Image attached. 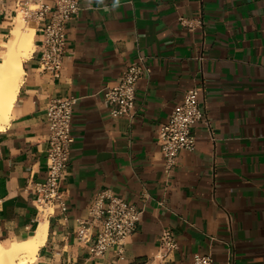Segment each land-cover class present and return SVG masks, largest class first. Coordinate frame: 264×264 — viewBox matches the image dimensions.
Wrapping results in <instances>:
<instances>
[{"label": "crops", "instance_id": "0c3cea01", "mask_svg": "<svg viewBox=\"0 0 264 264\" xmlns=\"http://www.w3.org/2000/svg\"><path fill=\"white\" fill-rule=\"evenodd\" d=\"M0 0V62L25 4ZM67 24L59 76L39 67L43 20L11 117L0 129V243L46 237L23 264H193L197 252L215 264H264V0H80ZM48 17V16H46ZM186 21V23L182 22ZM190 24V25H189ZM144 57L150 71L137 82L134 114L112 116L107 87ZM203 84L201 104L214 132L196 123V147L181 150L167 172L159 125L189 87ZM74 96L65 212L37 209V183L47 177L46 110ZM144 208L126 238L123 258L110 249L92 255L100 230L81 241L77 229L99 192ZM164 229L178 247L156 256Z\"/></svg>", "mask_w": 264, "mask_h": 264}, {"label": "built area", "instance_id": "2783aa9c", "mask_svg": "<svg viewBox=\"0 0 264 264\" xmlns=\"http://www.w3.org/2000/svg\"><path fill=\"white\" fill-rule=\"evenodd\" d=\"M35 3L36 8L25 4L22 10L24 16L29 19L43 20L40 27L42 49L39 67L56 77L61 73L67 53V24L78 15L81 9L80 0H55L54 6ZM182 22L186 23V21ZM149 71L150 67L145 58L140 57L124 69L117 84L105 89L104 95L110 105L112 116H133L137 82ZM204 90L203 84L189 87L182 102L176 105L168 119L159 125L157 141L165 158L167 172L176 164L181 150L195 149L196 123H206L214 138L207 113L201 104L200 96ZM75 102L76 98L72 95L55 97L51 99L46 110V118L49 122L47 177L45 181L37 183L38 195L35 200L37 209L43 212H50L53 209L65 212L68 208L62 181L69 171L71 148L74 142L72 118ZM105 198L106 194L103 191L97 194L89 209V217L79 222L77 235L81 241L88 242L92 238L89 229L98 225L100 230L89 247L91 254L103 255L108 250L114 249L119 257L123 258L126 238L135 231L142 219L144 208L118 195H109L108 201ZM177 247L178 241L173 231L164 229L159 237L156 256L166 259ZM193 264H215V260L211 253L197 252L193 256Z\"/></svg>", "mask_w": 264, "mask_h": 264}, {"label": "bare ground", "instance_id": "6f19581e", "mask_svg": "<svg viewBox=\"0 0 264 264\" xmlns=\"http://www.w3.org/2000/svg\"><path fill=\"white\" fill-rule=\"evenodd\" d=\"M20 11L16 16L12 37L5 42L7 50L3 61L0 62V129L6 126L11 117L14 101L25 74L24 59L35 49V24L24 19ZM46 228L45 220L34 236L15 240L8 246L0 243V264H23L33 259L45 240Z\"/></svg>", "mask_w": 264, "mask_h": 264}, {"label": "rangeland", "instance_id": "374dc122", "mask_svg": "<svg viewBox=\"0 0 264 264\" xmlns=\"http://www.w3.org/2000/svg\"><path fill=\"white\" fill-rule=\"evenodd\" d=\"M30 6H31L32 8H36V7H37V5H36L35 2L31 3ZM21 9H22V8H21ZM20 12H22V15H23L24 19H27V21H28L29 18H27V17L24 16V12H23V10L20 11ZM31 21H32V20H31ZM31 21H28V22H31Z\"/></svg>", "mask_w": 264, "mask_h": 264}]
</instances>
